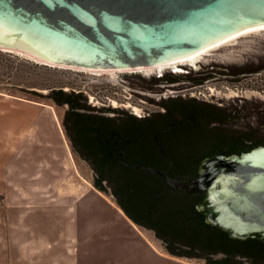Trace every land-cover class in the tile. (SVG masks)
<instances>
[{"label":"water","instance_id":"obj_1","mask_svg":"<svg viewBox=\"0 0 264 264\" xmlns=\"http://www.w3.org/2000/svg\"><path fill=\"white\" fill-rule=\"evenodd\" d=\"M258 27L264 0H0V49L86 69L151 70ZM169 98L151 99L161 106ZM216 99L234 108L231 128L256 127L264 138V102ZM164 177L175 189L205 192L199 210L231 238L264 237L263 145L207 157L195 179Z\"/></svg>","mask_w":264,"mask_h":264},{"label":"trees","instance_id":"obj_2","mask_svg":"<svg viewBox=\"0 0 264 264\" xmlns=\"http://www.w3.org/2000/svg\"><path fill=\"white\" fill-rule=\"evenodd\" d=\"M190 74L173 70L152 81L198 85L215 75L197 74L195 69ZM48 98L68 106L63 127L73 154L93 170L95 187L111 191L127 216L152 230L169 253L207 264H264L263 240L234 239L207 223L196 194L175 189L164 177L195 179L208 156L241 154L264 146L256 127L231 128L234 108L174 96L162 101L163 111L153 116L119 110L108 116L89 105L82 92L51 88ZM4 202L0 191V205ZM217 255L222 257L212 258Z\"/></svg>","mask_w":264,"mask_h":264},{"label":"rangeland","instance_id":"obj_3","mask_svg":"<svg viewBox=\"0 0 264 264\" xmlns=\"http://www.w3.org/2000/svg\"><path fill=\"white\" fill-rule=\"evenodd\" d=\"M16 51L0 50V191L4 195L7 185L5 165L9 157L11 161L15 160L16 190L18 188L27 190L29 181L41 183L46 178L37 171L38 163L34 165L31 160L36 157L34 148L22 149L18 155L15 151V141L21 137L19 134L35 123L36 118L33 114L39 108H45L55 113L56 124L62 130L60 139L67 146L69 181L77 180L83 183L85 189L97 192L118 205L111 191L102 192L95 187L93 170L85 161L73 154L63 127L68 106L57 105L48 98L51 88L82 92L99 108L142 116L163 111L162 106L151 99L156 97H195L197 100L218 106L223 105L216 98L264 102V30L244 35L211 50L196 61L190 62L192 66L189 63L142 72L115 73L51 67L38 62L34 56L17 54ZM191 69L197 70V74L205 72L215 75H211L210 79L203 80L198 85H193L189 81L156 85L152 81L153 77L173 70L180 71L184 76H190ZM16 132L19 136H15ZM40 139L48 143V137L42 135ZM28 144L29 142H25V147L29 146ZM6 146L10 148L6 152L11 155L6 154ZM10 151L15 153V156ZM24 198L30 199L29 196ZM44 198L47 201L45 206L31 204L29 209L25 208L16 215H20L18 219L21 220L47 222L53 227L62 226L58 239L61 243H66L69 250L76 246L77 220L83 223L101 221L98 217L99 213H96L97 209H100V204L96 200L93 202L88 196L83 198V204H79V200L74 198H70L71 202L64 203L59 197L49 195H43L39 199ZM33 199L35 197L31 198L32 201ZM11 202V199L7 202L5 197V202L0 205V237L3 238L6 254L11 248H15V206ZM81 207L89 210L81 213ZM91 210L93 213H90ZM142 229L165 255L178 260L181 264H207L205 260L172 255L168 252L165 243L152 230L143 227ZM51 230L52 228H46L40 231L51 234ZM117 253H119L118 257H127L128 250ZM99 263L103 262L99 260ZM143 264H151V262L145 259ZM162 264L178 263L164 257Z\"/></svg>","mask_w":264,"mask_h":264},{"label":"crops","instance_id":"obj_4","mask_svg":"<svg viewBox=\"0 0 264 264\" xmlns=\"http://www.w3.org/2000/svg\"><path fill=\"white\" fill-rule=\"evenodd\" d=\"M33 117L36 118L35 123L28 130L22 134L15 133V136H21L15 141V151L18 155L22 149L34 148L36 157L31 160L34 165L38 163L37 171L46 178L41 183L29 181L27 190H16L15 160L11 161L8 156L5 165V197L7 202L11 199L15 206V248L4 253L3 238L0 237V264H143L145 259L151 264H162L164 257L181 264L165 255L119 205L97 192L85 189L83 183L77 180L69 181L67 146L60 139L62 130L56 124L55 113L50 109L39 108ZM42 135L48 137V143L41 141ZM25 142H29V146L25 147ZM7 149L9 151L10 148L6 146L5 152ZM11 153L15 156V153ZM43 195L59 197L64 203L71 202L70 198H74L79 200V204H83V198L88 196L90 200H96L100 204L96 213H99L101 221L83 223L77 220L76 246L69 250L66 243H61L58 239L62 226L53 227L47 222L21 220L18 219L21 216L16 215L25 208L29 209L31 204L45 206V198L39 199ZM27 196L30 199L24 198ZM32 197H35L34 201L31 200ZM80 210L84 213L89 209L81 207ZM46 228H52L51 234L40 231ZM125 250H128L127 257H118L117 252L124 253ZM99 260L103 263H99Z\"/></svg>","mask_w":264,"mask_h":264},{"label":"bare ground","instance_id":"obj_5","mask_svg":"<svg viewBox=\"0 0 264 264\" xmlns=\"http://www.w3.org/2000/svg\"><path fill=\"white\" fill-rule=\"evenodd\" d=\"M261 30H264V27H258V28H251V29H247L241 33H238L236 35H233L230 37V39H227L225 41H222L218 44H215L199 53H196L188 58H185L183 60H179V61H174V62H170V63H166L164 65H161L159 67H156L154 69H151V70H155V69H163V68H168L169 66H174V65H184V64H189L190 62H193V61H196L199 57H201L202 55L206 54L207 52L211 51V50H214L216 48H219L235 39H238L244 35H247V34H250V33H253V32H256V31H261ZM0 50H6V49H0ZM13 51V50H11ZM17 52V51H16ZM35 59V58H34ZM36 60H38V62H42L43 64H46L48 66H51V67H59V68H71V69H77V70H82V71H107V72H142V71H148L149 69H140V68H134V69H86V68H77V67H72V66H63V65H55V64H51V63H48V62H45L39 58H37ZM191 64V63H190ZM192 66V64H191ZM194 66V65H193ZM149 70V71H151ZM148 73V72H147ZM157 73V72H156ZM136 110L138 111V107L136 108Z\"/></svg>","mask_w":264,"mask_h":264},{"label":"flooded vegetation","instance_id":"obj_6","mask_svg":"<svg viewBox=\"0 0 264 264\" xmlns=\"http://www.w3.org/2000/svg\"><path fill=\"white\" fill-rule=\"evenodd\" d=\"M155 113H157V112H155ZM152 114L144 115V116H141V117L153 116ZM217 154H220V153H217ZM214 155H216V154H214ZM220 155H224V154H220ZM211 156H213V155H211ZM227 156H229V155H227ZM208 157H210V156H208ZM191 158H193V157H191ZM194 194H196L195 196H197L200 199L199 200L200 202H199V205H198V208H199V206H201L203 203H205L206 193L205 192H194ZM200 211L205 215L206 210H200ZM205 218H206V215H205ZM250 238H252V239L259 238L260 240H263L264 241V237H262L260 234H255L254 237H250Z\"/></svg>","mask_w":264,"mask_h":264},{"label":"built area","instance_id":"obj_7","mask_svg":"<svg viewBox=\"0 0 264 264\" xmlns=\"http://www.w3.org/2000/svg\"><path fill=\"white\" fill-rule=\"evenodd\" d=\"M137 115L142 116L141 114H137Z\"/></svg>","mask_w":264,"mask_h":264}]
</instances>
